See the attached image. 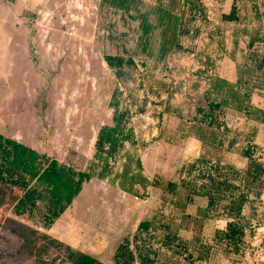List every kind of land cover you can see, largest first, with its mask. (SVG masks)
Returning <instances> with one entry per match:
<instances>
[{"label":"trees","instance_id":"16d2710c","mask_svg":"<svg viewBox=\"0 0 264 264\" xmlns=\"http://www.w3.org/2000/svg\"><path fill=\"white\" fill-rule=\"evenodd\" d=\"M3 1L14 4L16 0ZM179 1L182 14L172 17L160 6L141 12L143 0H100V7L119 11L138 22L136 43L141 56L103 55V62L116 80L108 103L111 121L97 130L93 154L83 170L61 164L0 134V187L20 193L14 201L13 214L34 225L19 234L21 252L33 257L37 264H103L44 233L92 180L141 201H147L151 191L160 192V209L139 221L123 238L112 256L113 264H253L246 261L252 260L256 251L252 241L256 225L262 223L256 212L264 206V148L255 142L256 125H264V109L252 103L255 94H264V11L255 5L253 20L245 22L240 18L238 2L233 0L229 12L221 14L223 23L243 25L228 54L235 81L219 75V63L226 55L222 37L218 60L205 56L202 64L207 87L201 104L185 120L188 126L183 139L195 138L202 152L184 163L177 171V180L172 181L147 174L141 155L147 144L139 140L133 121L145 114L148 103L163 107L164 113L172 111L169 85L159 84L163 90L153 88L147 69L152 59L159 62L168 50L182 49L180 37L189 35L190 25L201 13L199 0ZM150 15L156 18L154 23ZM158 28L161 32L155 50L152 36ZM238 35L246 41L240 58ZM135 82V90L143 95L140 102L131 91L130 85ZM163 93L167 98L163 99ZM228 112L242 116L251 125L233 134L224 118ZM208 151L230 156L236 151L241 163L225 161L223 154L210 156ZM196 200L204 202L200 216L187 213ZM210 222L224 225L205 238V226ZM182 231L190 232L191 237L185 239ZM55 252L59 257L48 261Z\"/></svg>","mask_w":264,"mask_h":264},{"label":"rangeland","instance_id":"374dc122","mask_svg":"<svg viewBox=\"0 0 264 264\" xmlns=\"http://www.w3.org/2000/svg\"><path fill=\"white\" fill-rule=\"evenodd\" d=\"M232 1L199 0L201 13L190 25L189 35L180 37L182 49L168 50L162 61H149V84L163 90L159 84L165 83L172 94V111L164 113L163 107L148 103L145 114L133 121L139 140L147 144L141 155L151 178L164 176L176 181L178 169L202 152L195 138L183 139L188 126L185 120L201 104L207 87L202 64L205 56L218 60L217 48L222 37L226 55L219 63V75L225 78L233 72L228 54L233 49L237 30L243 25L221 21V14L229 12ZM236 1L240 18L245 22L253 20L255 5L264 11V0ZM157 6L168 10L172 17L182 14L179 0H143L140 11ZM128 16L100 7V0H16L14 4L0 0V134L14 136L22 142L32 141L39 150L49 149L61 164L83 170L93 154L97 130L111 121L108 103L116 80L103 62V55L141 56L136 43L140 33L138 22ZM149 20L154 23L156 18L150 15ZM160 32L158 28L152 36L155 50ZM238 39L240 58L246 41L239 35ZM261 51L264 53V47ZM130 87L133 97L140 102L143 95L135 90L136 82ZM162 97L167 98L165 93ZM149 98L157 102L154 97ZM252 103L264 109V94H255ZM224 118L233 134L246 131L251 125L234 113L228 112ZM256 128L255 142L264 148V125L257 124ZM208 152L210 156L223 154L225 161L236 165L241 163L236 151L231 156L225 152ZM88 185L67 217L71 216L73 223L82 218L86 209L93 211L95 224L87 233L90 236L83 237L78 231L77 234L81 242L92 245L94 257L104 264H113L112 255L123 238L139 221L160 209V192L155 191L147 202L135 200L97 180ZM108 189L113 191L107 192ZM19 196L18 190L0 187V264H37L33 257L21 252L19 234L34 225L13 214V204ZM203 206L204 202L196 200L187 213L200 216ZM257 211L262 223L256 225L258 229L252 241L256 251L253 259L246 262L264 264V206ZM223 225L224 222L208 223L205 238H210L213 230ZM181 236L189 239L191 233L182 231ZM58 257L55 252L48 261Z\"/></svg>","mask_w":264,"mask_h":264},{"label":"crops","instance_id":"0c3cea01","mask_svg":"<svg viewBox=\"0 0 264 264\" xmlns=\"http://www.w3.org/2000/svg\"><path fill=\"white\" fill-rule=\"evenodd\" d=\"M226 78L231 81L234 82L235 81V75L234 74H228L226 76ZM2 135V134H1ZM9 139H12L18 143H21L39 153L42 154H46L47 156L57 160V157L52 156L50 154V150L49 149H40L38 148V146L32 142V141H28V142H22L21 140H18L16 137L14 136H9L7 134L3 135ZM95 139V136H94ZM94 139H93V143H94ZM198 157V156H197ZM58 161V160H57ZM59 162V161H58ZM60 163V162H59ZM69 166V165H68ZM90 184V183H88ZM87 184V185H88ZM87 185L85 186L84 190L86 189ZM89 186V185H88ZM83 190V191H84ZM82 191V193H83ZM109 191H113L108 189L107 192ZM81 193V194H82ZM154 191L150 192V195L152 198L154 196ZM80 194V195H81ZM79 195V196H80ZM150 198L147 199V202L150 201ZM137 200V199H135ZM202 201V200H201ZM75 203V201L73 202V204ZM71 205L66 211L65 213L54 223V225L49 229L44 231V233H46L47 235H49L51 238L71 247L72 249L78 250L84 254H87L93 258H95L96 260L100 261L103 263V261L101 259H98L96 257H94L91 253H92V245H90L89 243H83L80 241V237L77 234V231L82 233L81 236L83 237H88L90 236L89 234H87L89 231L92 230V226L95 224V218L93 217V211L91 209H86L83 214H82V218L76 219V221H74L73 223L70 222L71 220V216L67 217L68 213L70 212V209L74 206ZM68 212V213H67ZM66 217V219H65ZM82 228L83 231H80ZM86 234V235H85ZM89 241V239L87 240ZM112 255V253H111ZM113 256V255H112ZM112 259V258H111ZM104 264V263H103Z\"/></svg>","mask_w":264,"mask_h":264}]
</instances>
